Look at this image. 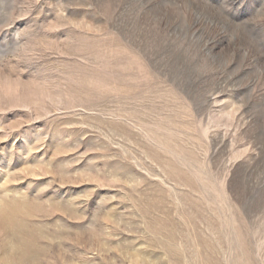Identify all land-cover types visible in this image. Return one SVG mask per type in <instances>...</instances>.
Returning <instances> with one entry per match:
<instances>
[{
	"label": "rangeland",
	"instance_id": "374dc122",
	"mask_svg": "<svg viewBox=\"0 0 264 264\" xmlns=\"http://www.w3.org/2000/svg\"><path fill=\"white\" fill-rule=\"evenodd\" d=\"M0 264H264V0H0Z\"/></svg>",
	"mask_w": 264,
	"mask_h": 264
},
{
	"label": "bare ground",
	"instance_id": "6f19581e",
	"mask_svg": "<svg viewBox=\"0 0 264 264\" xmlns=\"http://www.w3.org/2000/svg\"><path fill=\"white\" fill-rule=\"evenodd\" d=\"M10 223V222H9ZM5 228V227H4ZM8 228V227H7ZM12 228V227H11ZM8 230V229H7ZM9 230H10V228H9ZM14 230V229H13ZM33 235V234H32ZM24 238V237H23ZM15 242V241H14ZM14 244V243H13ZM21 248H22V246H20ZM16 248V247H15ZM16 250V249H15ZM22 250V249H21ZM31 251V250H30ZM19 252V251H18ZM27 252H29V250L27 251ZM34 253H36V252H34ZM11 254V253H10ZM12 254H13V252H12ZM29 254V253H28ZM26 255V254H25ZM12 256V255H11ZM18 256H19V254H18ZM8 257V256H7ZM14 257V256H13ZM23 257V256H22ZM27 259L29 258V257H27V256H25ZM12 258V257H11ZM31 258V257H30ZM33 258H34V256H33ZM6 259V258H5ZM10 259V258H9ZM14 259V258H13ZM12 259V260H13ZM18 259V258H17ZM27 259H25V260H27ZM35 260V259H34ZM9 261V260H8ZM14 261V260H13ZM24 261V260H23ZM27 261H29V260H27ZM10 262H11V260H10ZM9 262V263H10ZM26 262V261H25ZM13 263H15V262H13ZM23 263V262H22ZM28 263V262H27ZM31 263V262H30Z\"/></svg>",
	"mask_w": 264,
	"mask_h": 264
}]
</instances>
